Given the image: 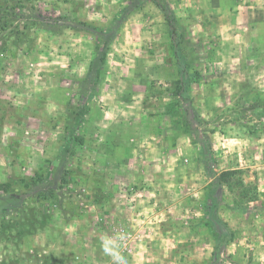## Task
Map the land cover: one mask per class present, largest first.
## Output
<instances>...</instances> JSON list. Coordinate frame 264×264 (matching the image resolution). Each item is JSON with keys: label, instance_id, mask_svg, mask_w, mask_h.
I'll list each match as a JSON object with an SVG mask.
<instances>
[{"label": "rangeland", "instance_id": "obj_1", "mask_svg": "<svg viewBox=\"0 0 264 264\" xmlns=\"http://www.w3.org/2000/svg\"><path fill=\"white\" fill-rule=\"evenodd\" d=\"M160 2L198 50L201 77L184 108L191 122L201 126L200 139L210 138L217 172H232L217 215L235 237L218 264H264V191L256 169L263 158L251 143L264 129V119L257 104L244 103L234 90V70L242 55L251 57V46L238 36L250 28L239 22L224 31L211 20L213 12L207 13L232 11L245 1ZM130 4L0 0V182H12L15 191L0 194V264H32L33 258L45 264L51 258L62 264H111L100 248L86 247L90 261L65 257L63 245L73 252L77 240L72 232L78 228L97 238L123 229L119 234L126 237L121 251L127 264L214 262L217 232L205 209L211 180L199 155L201 144L188 133H176L165 114L180 79L169 28L154 0ZM263 14L262 9L254 17L264 22ZM79 22L102 27L113 35V43L80 132L85 144L77 155L58 161L96 44V36L75 29ZM21 33L26 44L19 41ZM35 173L47 174L38 187L25 190L15 184ZM46 190L58 195L54 216L43 230L57 232L54 247L29 244L5 227L32 218ZM93 202L98 206L93 208Z\"/></svg>", "mask_w": 264, "mask_h": 264}, {"label": "trees", "instance_id": "obj_2", "mask_svg": "<svg viewBox=\"0 0 264 264\" xmlns=\"http://www.w3.org/2000/svg\"><path fill=\"white\" fill-rule=\"evenodd\" d=\"M138 1L139 0H131L130 5L137 4ZM154 2L162 11L169 28L174 59L180 71V79L175 83V88L172 90V101L166 105L165 114L171 119L176 133H188L195 143L201 144L199 155L204 164L207 176L211 180L209 189L206 193L205 209L208 213V220L217 232L213 252L214 262L212 264H218L222 259L224 249L232 243L235 237V232L217 215L220 199L222 198L223 185L229 181L232 172H217L210 138L205 136L203 140L200 139L201 126L191 122L189 119V115H191L189 114V108H184L183 101L189 99L192 85L197 83L201 77L197 68L199 59L197 46L191 39L187 38L182 26L179 24L172 11L167 8L164 3H161L160 0H154ZM127 10L128 9H126L125 12H127ZM119 20L118 18L117 21L119 22ZM78 26L79 28L75 29L96 36V44L87 73L79 85L78 101L74 105L71 116L67 120L65 136L58 155V161H61V159L67 155L72 157L77 155L78 151H80L85 144L84 137L80 132L91 110L89 102L95 98L102 85L104 70L113 43V35L107 33L102 27H97L87 22H79ZM19 41L23 44L28 42L27 38H25L22 33ZM246 89L241 90V96L245 100L246 98L244 97H247L251 92L248 91L249 89ZM261 113L262 110L260 109L259 114ZM193 117L197 122L200 121V123L203 124V120H201L199 116L193 114ZM46 178L47 174L35 173L32 177L19 178L15 184L21 186L25 190H30L41 185ZM14 192V184L12 182H0V194L9 196ZM57 198L58 195L54 190H46L44 195L38 198L32 218L24 219L20 222H11L10 225L5 227H7V229L16 230V235L20 239L41 233L54 216L53 208L56 205ZM2 227H4V225Z\"/></svg>", "mask_w": 264, "mask_h": 264}, {"label": "crops", "instance_id": "obj_3", "mask_svg": "<svg viewBox=\"0 0 264 264\" xmlns=\"http://www.w3.org/2000/svg\"><path fill=\"white\" fill-rule=\"evenodd\" d=\"M244 3H239V5H233L232 11L230 8H225L224 10L219 9L218 11H211L209 9L208 12H213L211 15L214 16L213 19L209 17V19L213 21H217V26L224 28V31L229 28V26H237L239 22H243L246 24V27L250 28V31L246 30L244 36H241V43H247V45L251 46V57L250 59L246 58L248 55H242L240 60V65L234 70V75L236 77V87L234 90H237L239 93V98L244 103L251 100L253 103L257 104L258 107L262 110V113L259 116L264 119V30H257L259 27L264 25V22L261 21V17L255 18L256 14H259V10H264L261 6L260 0H244ZM230 12L233 14L231 15ZM221 13H225L224 15ZM264 15V14H263ZM260 23V24H259ZM220 27V28H221ZM256 28V29H255ZM223 31V30H222ZM224 31L222 33H224ZM227 43H231L230 40H226ZM254 48V49H253ZM245 58H244V57ZM237 59V58H236ZM249 89L251 91L246 98L243 99L242 89ZM246 89V90H247ZM257 107V108H258ZM258 108V109H259ZM260 109L258 113H260ZM253 145L255 148L256 156L261 153V157L263 158L260 162L256 163V169L258 170L259 177V187L263 188L264 191V129L258 133L257 136L253 138ZM99 166V163H95V168ZM98 204L93 202V208L97 207ZM83 218H79V221H82ZM84 228H78L75 232H72V236H75L77 240L76 247L73 249L72 253H69V246L66 244L63 245L65 248V257L68 259H77V260H85L90 261V258H87L89 253L86 250V247H89L95 251L97 248H100V241L97 236H92V234H83ZM94 233L98 234L100 232L99 228L92 229ZM94 237V238H91ZM57 232L54 228L49 229V231H43L33 236L27 237L29 239V244L34 242H39L38 244L45 246H56ZM74 243H71L73 246ZM68 246V247H66ZM91 253V252H90ZM39 260V262H37ZM32 264H45V262H41L40 259L33 258ZM51 262L49 264H62L51 258Z\"/></svg>", "mask_w": 264, "mask_h": 264}, {"label": "clouds", "instance_id": "obj_4", "mask_svg": "<svg viewBox=\"0 0 264 264\" xmlns=\"http://www.w3.org/2000/svg\"><path fill=\"white\" fill-rule=\"evenodd\" d=\"M123 234H101L99 237L100 249L103 255L110 257L111 264H127L126 257L122 254Z\"/></svg>", "mask_w": 264, "mask_h": 264}, {"label": "built area", "instance_id": "obj_5", "mask_svg": "<svg viewBox=\"0 0 264 264\" xmlns=\"http://www.w3.org/2000/svg\"><path fill=\"white\" fill-rule=\"evenodd\" d=\"M115 231H116V233H118V234H119V233H124L123 229H117V228H115V229H114V232H115Z\"/></svg>", "mask_w": 264, "mask_h": 264}]
</instances>
